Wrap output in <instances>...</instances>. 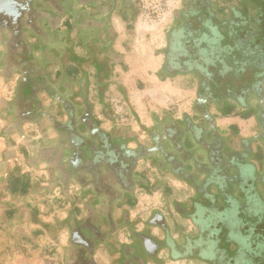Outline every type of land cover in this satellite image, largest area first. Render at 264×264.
Masks as SVG:
<instances>
[{"label": "flooded vegetation", "instance_id": "flooded-vegetation-1", "mask_svg": "<svg viewBox=\"0 0 264 264\" xmlns=\"http://www.w3.org/2000/svg\"><path fill=\"white\" fill-rule=\"evenodd\" d=\"M31 2L0 0V74L9 80L19 73V94L29 81L25 89H29L28 97L4 105V110L14 108L18 118H25V103L40 105L42 101L36 90H31L30 81L49 87L41 82L45 69L35 63L34 52L36 45L48 40L42 31V21L48 14L31 9ZM89 2L85 8L91 15L83 35L85 31L105 30L107 41L100 47L116 58L111 49L115 40L111 16L118 4L127 7L130 0ZM92 9L98 15L91 13ZM95 37L98 42V34ZM164 37L165 45L158 52L163 59L160 76L193 81L195 118H187L183 124L172 122L160 135H152L154 140L148 147L126 135L90 140L84 138L79 126L73 129L75 134L81 133L75 135L81 143L78 148L74 145L77 142L71 145L60 138L55 152L60 155L71 150L74 167L85 166L78 178L80 185L84 190L91 187L95 203L105 206L100 212L88 209L86 221L72 228L62 264H99L100 250L109 264H165L166 258L206 264H264V0H186L175 12ZM42 57L43 61L49 57L46 48ZM49 111L44 116L35 115L43 128L57 122L56 109ZM252 115L258 129L250 137L237 138L235 134L234 143L218 129L219 119L245 120ZM75 116L89 124L88 113ZM75 116L69 123H76ZM88 126L92 134L100 133ZM91 153L99 165L86 172ZM141 159L153 162L161 176L171 174L193 193L188 204L175 206L188 222L176 238L160 211L145 225L158 229L157 234L147 229L136 232L124 214L120 224L113 221L116 203L139 186H150L148 177L137 171ZM70 176L73 172L66 169L63 179ZM103 215L109 219L105 221L107 230L103 229ZM179 227L175 224L174 230L180 231ZM124 228L132 242L117 247L111 241Z\"/></svg>", "mask_w": 264, "mask_h": 264}, {"label": "crops", "instance_id": "crops-1", "mask_svg": "<svg viewBox=\"0 0 264 264\" xmlns=\"http://www.w3.org/2000/svg\"><path fill=\"white\" fill-rule=\"evenodd\" d=\"M89 1L91 0L31 2V9L48 14V19L42 21V31L44 37L48 36V40L45 44L36 45L34 52L35 63L41 64L45 69L41 82H46L49 87L42 88L39 82L30 81L31 90L35 89L42 101L41 106L25 103L28 104L23 111L26 112L25 118H18L14 108L1 110L0 210L4 216L0 212V220L3 224L17 223L19 226L32 224L33 227L35 224V230L30 235L46 237L49 241L45 248L47 256H54L60 250L63 257L72 228L79 227L86 221L88 209L89 212H97L105 208L102 203H95L96 197L91 187L84 190L80 185L78 178L85 166L74 167L69 148L63 153L62 172L55 166L59 155L54 149L61 143L60 138L68 140L71 145L77 142L74 145L78 148L81 143L75 135L81 133L75 134L73 129L79 126L78 130L82 129L84 138L90 140H99L101 136L126 135L131 138L129 140H136L148 147L152 144L151 140H154L152 135H160L172 122L183 124L185 119L195 118L193 104L196 86L191 79L161 78L163 59L158 52L151 53L148 49L141 61L137 62L135 59L136 54L131 45L135 21L132 0L127 7L118 4L117 12L111 16V29L115 38L111 49L112 56L116 55V58L109 57L100 47V44L104 45L107 41L105 30L85 31L83 35V29L87 28L86 23L91 15L89 8H85V5L91 4ZM91 13L98 15L93 9ZM54 21L55 24L52 25ZM54 34H57L56 39L52 38ZM96 34L99 44L95 41ZM37 39L41 40L42 37L37 35ZM45 48L49 57L43 61L42 52ZM21 79L18 76L12 82V92L4 93V97L8 98L7 104H13L18 97L22 100L23 96H27L29 89L27 92L25 89L28 88L29 81L21 88L20 94L17 92ZM32 84L35 87L33 85L32 88ZM161 85H169L171 90H166ZM37 107H41V110L37 111ZM50 108H55V115H59L56 117V124H48L44 130L38 125L35 115L41 111V116L47 115L51 113ZM84 113L89 114V124L99 134H92L89 124L81 122L75 116L77 114L82 117ZM74 116L77 118L76 123H69ZM217 126L221 134L234 143L237 141L234 139L235 134L237 138L250 137L258 129L254 115L245 117V120L219 119ZM49 147L50 150L43 151ZM154 156L159 159L158 155ZM87 162L86 172L91 166L99 165L92 153ZM66 169H71L73 176L64 180ZM137 171L148 177L150 186L148 189L139 186L133 194H126L123 201L116 203L113 206V221L120 224L124 214L129 217V223L136 232L147 229L157 234L158 229L146 228L145 225L154 213L160 211L172 225V233H175L173 237L176 238L188 222L175 211V206L179 203L188 204L193 197L192 191L171 174L161 176L149 160L141 159ZM8 216L13 218L8 219ZM103 216V229L107 230L106 220L109 219L106 215ZM175 224L180 226V231L174 230ZM29 241L31 243L25 246L26 250H20L19 256H24V251L36 252L33 238ZM111 242L117 247L123 243H131L128 229L120 231L119 236ZM101 252L102 250L97 254L99 264H109L108 257Z\"/></svg>", "mask_w": 264, "mask_h": 264}, {"label": "rangeland", "instance_id": "rangeland-1", "mask_svg": "<svg viewBox=\"0 0 264 264\" xmlns=\"http://www.w3.org/2000/svg\"><path fill=\"white\" fill-rule=\"evenodd\" d=\"M186 0H132L131 5L134 7L135 21L133 24L134 38L132 42V50L136 54L135 59L141 61L145 50H150L151 53L159 52L165 45V33L168 27L173 23L175 12L180 10ZM132 29V27H131ZM131 47V46H130ZM131 50V49H130ZM129 51V50H128ZM129 53V52H128ZM149 54V52H148ZM150 55V54H149ZM152 58V56H149ZM138 67V66H137ZM136 69V68H135ZM19 76V73H18ZM7 79L0 74V121L2 119L1 110L7 102V97H4L5 92H12L15 79L18 77ZM10 78V77H9ZM164 89L171 90L169 85H161ZM7 94V93H5ZM1 124V122H0ZM261 144H264L262 142ZM2 193H0L1 195ZM4 216L3 211L0 210ZM13 218V217H10ZM32 225V224H31ZM19 226V224L7 223L3 224L0 220V264H62L61 252L56 251L52 254H45L49 241L45 236L38 237L32 234L35 230L33 227ZM33 238V245H36V252L29 253L24 251V256H19L22 249H27ZM60 245H58L59 247ZM60 248V247H59ZM58 252V253H57ZM165 264H206L196 260H171L165 259Z\"/></svg>", "mask_w": 264, "mask_h": 264}, {"label": "water", "instance_id": "water-1", "mask_svg": "<svg viewBox=\"0 0 264 264\" xmlns=\"http://www.w3.org/2000/svg\"><path fill=\"white\" fill-rule=\"evenodd\" d=\"M41 107H37L36 109H37V111L39 110H41L40 109ZM42 108H43V106H42ZM42 112V111H41ZM41 112H39L38 114L39 115H42V114H40ZM63 153H61L58 157H57V159H56V161H55V166L58 168V170L59 171H61V166H63V161H64V158H63ZM62 172V171H61Z\"/></svg>", "mask_w": 264, "mask_h": 264}]
</instances>
